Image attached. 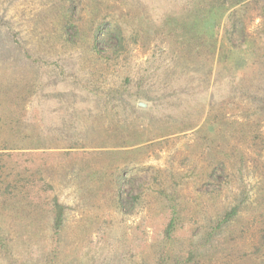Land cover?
<instances>
[{
    "label": "rangeland",
    "instance_id": "1",
    "mask_svg": "<svg viewBox=\"0 0 264 264\" xmlns=\"http://www.w3.org/2000/svg\"><path fill=\"white\" fill-rule=\"evenodd\" d=\"M0 264H264V0H0Z\"/></svg>",
    "mask_w": 264,
    "mask_h": 264
},
{
    "label": "trees",
    "instance_id": "2",
    "mask_svg": "<svg viewBox=\"0 0 264 264\" xmlns=\"http://www.w3.org/2000/svg\"><path fill=\"white\" fill-rule=\"evenodd\" d=\"M233 26H234V24H233ZM64 209H65L64 206H62V205H60L58 203L54 204V213H55L54 229L55 230H58L62 226ZM227 216L229 218L230 214H228ZM227 216L225 217L224 221H226L228 219Z\"/></svg>",
    "mask_w": 264,
    "mask_h": 264
}]
</instances>
